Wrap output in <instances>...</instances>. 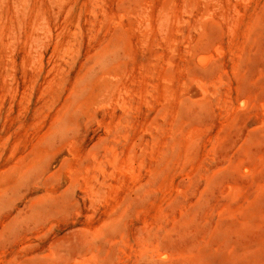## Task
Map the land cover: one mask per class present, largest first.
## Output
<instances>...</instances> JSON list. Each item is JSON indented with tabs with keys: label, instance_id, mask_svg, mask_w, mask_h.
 Returning <instances> with one entry per match:
<instances>
[{
	"label": "bare ground",
	"instance_id": "obj_1",
	"mask_svg": "<svg viewBox=\"0 0 264 264\" xmlns=\"http://www.w3.org/2000/svg\"><path fill=\"white\" fill-rule=\"evenodd\" d=\"M0 1L2 2L0 4V115L6 104L9 105L10 110L18 107L19 114L29 111L28 104H21L19 101L20 95L24 93V84L28 77L25 56H39L36 66L38 73L35 78H32L30 94L33 96L39 92L43 100L42 107L43 109L47 108L48 111L43 114L44 116L42 115L41 120L30 123L31 133L29 132L30 138H28L24 149L25 155L18 159V162L21 160L24 164L18 172L19 182L21 183L22 179L30 180L32 178L36 189L42 188L47 191L44 195L36 198L34 210L46 200L53 199L57 203L60 201L59 196L57 197L53 192L56 171L48 173L45 165L57 155L59 142L68 141L71 138L69 132L73 128V123L78 122L82 115L91 112L88 100L95 94L101 96L102 99H111L116 102L121 113L114 117L112 122V140L105 143L100 150L93 148L87 154L86 152L83 154L74 146L75 144L73 145L74 141H70L68 145L72 146L69 150L72 157L78 158L79 163L84 160L93 162V166L68 171L72 177L81 178L85 190L93 197L118 188L117 183L123 170L132 173L131 177H134L133 173L139 166L144 165L143 158L137 153V147L140 144L136 141L137 139H130V128L133 127L136 117L133 119V116L128 115V110L136 106L135 103L139 99L148 106L149 113L154 111V116L151 118L150 114V118L145 123V130L149 135L150 151L155 152L157 163L165 161L170 165L178 166L182 171L186 165L195 162L199 156L198 148L202 129H204L201 123H198L201 113H197L195 106L205 109L209 103L220 101L227 112L233 111L234 113L238 109L234 105V100L230 98L226 100L223 97L225 94L222 95L223 88L231 87L228 83L229 76L226 77L224 73L226 69L221 70L222 58L229 68L228 72L235 79L236 86L234 88L236 87L237 95H235L241 106L239 107L256 108V112L259 108L262 114L261 125L264 124V0H96L95 6H98L99 10L97 8L92 10L93 16L90 24H95L93 17L102 15V18L99 20V30L97 28V31L89 36V39L94 40L97 32H100L102 39L96 47L91 61L89 62L90 59H88L79 66V72L72 81L68 70L64 69L58 75L56 66L69 63V59L73 61L74 57H70V55L79 50L75 44L83 45L85 35L82 24L89 25L88 19L84 22L79 19L76 27L74 26L77 30L71 32L73 29H71L70 21L59 20L58 17L50 20L45 15H42V19L39 20V12H33V7H36V4L32 6V2L37 0H13V6L7 0ZM16 2H19L21 6L23 3V8L20 10L15 8L12 11V8L17 6ZM89 30L90 28H87V31ZM222 33H224L227 42L225 47L222 45L224 43H221ZM133 38L138 39L137 42L142 41L143 53L151 51L153 56H168L166 63L171 68H164L163 81L165 83L163 86L157 85L156 72L150 66L152 63H143L137 59V56H134ZM50 43L54 44L52 49L57 51L58 56L48 59L47 64L53 65L49 66L45 74L42 75L45 64L42 61L44 51L41 50V47L43 48V45L46 44L45 49H47ZM214 51L221 54V60L214 58ZM111 54L114 56H110ZM176 55H178V63L175 61ZM252 60L260 63L253 76L248 70ZM174 64L176 66L174 69L177 71L175 76H178L177 83L172 76ZM69 66H71V62ZM48 75L51 79L46 81ZM250 80L255 82L263 92L259 99L248 93L250 88L246 84ZM174 84L178 87L177 91H175ZM191 90H196V98L190 97ZM234 91L232 90V92ZM174 92H177V97ZM45 96L47 98L43 99ZM174 98L177 107L171 111L170 104ZM101 105H103L102 107L109 106L110 103ZM137 108L138 106L136 110ZM145 112L147 113V111ZM39 115L40 113L33 114V119ZM238 115L236 114V117ZM134 137L136 136L134 135ZM222 139V137L208 139L210 145L207 148L206 156L211 157L210 155H214L218 151ZM204 145L207 146V144ZM242 153L246 157L248 156V151L244 150ZM244 161H240L241 166ZM238 162L234 163L230 160V166L233 168ZM261 162L264 167V157H261ZM64 163V166L68 167L72 163V159ZM244 169L248 170L246 167ZM253 169L252 173H254ZM247 170L244 171L249 172ZM169 174L167 173L168 178ZM168 178L167 182L170 181ZM6 180V176L1 180L0 193L5 190V183L8 184ZM151 182L150 184H152ZM232 185L230 186L232 194L238 196L243 193L238 190L236 185ZM176 189L178 191V188ZM261 189L264 192V182L261 184ZM227 207L228 205L226 209ZM238 209L237 213H239ZM121 211L111 205L102 222L93 225L88 233L84 234L86 245L80 254V259L78 260L77 257V260L74 259L73 250L67 247L63 250L65 251L62 259L63 264L92 262L106 264L108 261L106 254L109 249L107 248V252H104V246L110 242L112 245L122 248L121 243L124 241L123 231L116 230V223L124 214V209ZM52 214L39 215V217H49ZM230 214L233 215V213ZM225 215L227 214L225 213ZM234 215L236 216V214ZM147 224L148 222L144 223L145 226ZM119 232H121L120 239L115 236ZM60 247L62 248V244L55 245L50 257H54ZM135 247L138 248L136 251L138 256L155 253L157 258L170 257L168 253L162 252V249L156 250L153 244L147 243L143 238L137 240Z\"/></svg>",
	"mask_w": 264,
	"mask_h": 264
},
{
	"label": "rangeland",
	"instance_id": "obj_2",
	"mask_svg": "<svg viewBox=\"0 0 264 264\" xmlns=\"http://www.w3.org/2000/svg\"><path fill=\"white\" fill-rule=\"evenodd\" d=\"M8 1L13 6V0ZM16 3L17 6L13 7L12 11L15 8L19 10L23 8V3L22 6L19 2ZM35 4L33 12H39V20L45 15L50 20L58 17L59 20L70 21L71 29H73L71 32L77 30L74 26L79 19L83 22L86 19L89 21V25L82 24L85 35L84 42L83 45L75 44L79 50L70 55V57H74L73 61L69 59V63L56 66L58 75L62 70H68L72 81L79 72V66L88 59H90L89 62L91 61L94 51L102 39L100 32H97L94 40L89 39V36L97 31V28L99 30V20L102 18V15L93 17L95 24H90L93 16L92 10L96 8L99 10V7L95 6L96 0H37L32 2V6ZM87 28L90 30L87 31ZM221 37V43H224L222 45L225 47L227 42L224 33L221 34ZM137 41L138 39L133 38L134 56H137V59L143 63H152L150 66L156 72L157 85L163 86L165 83L163 81L164 68H171L166 63L168 56H153L151 51L143 53L144 45L142 41ZM45 45L43 48L41 47V50L44 51L42 61L45 64L42 75L45 74L49 66L53 65L47 64L48 59L58 56L57 51L52 49L53 43H50L47 49H45ZM220 55L214 51L215 59L221 60ZM110 56H114V54ZM25 57L28 77L24 84V93L20 95L19 101L21 104L27 103L29 111L19 114L18 107L10 110L9 105L6 104L0 115V190L2 178L6 176L8 182V184L5 183V190L0 193L2 198L0 203V264H63L62 259L65 253L63 250L67 247L73 250L74 259L77 257L79 260L86 245L84 234H87L93 225L102 222L111 205L119 208L120 212L124 209L123 216L116 223V230L123 231L125 242L122 241V248L112 245L110 242L104 246V252H107V248L109 249L106 254L108 260L106 264H264V192L261 189V184L264 182V167L261 162V157H264V124L261 125L262 114L259 108H257V112L256 108H240L236 99V87L234 88L236 82L228 72L229 68L223 61L224 58H222L221 70L226 69L224 73L226 77L229 76L228 83L231 87L223 88L222 95L225 94L223 97L226 100L227 98L234 100V105L238 109L235 110L237 108L235 106L234 113L230 111L232 112L230 114L222 107L220 101L209 103L205 109L195 106L197 113H201L198 123L204 127L197 161L186 165L182 171L178 166L170 165L165 161L157 163L155 152L150 151L149 135L145 130V123L150 116L151 118L154 116V111L149 113L148 106L139 99L135 103L136 106L128 110V115L133 116V119L136 117L133 127L130 128L131 134H133H130V139L135 138L140 144L137 147V153L143 158L144 165L138 167L137 171L133 173L134 177H131L132 173L123 170L117 183L118 188L115 190L104 192L101 195L97 194L95 197L91 196L85 190L81 178L72 177L68 171L93 166V162L84 160L83 163L81 161L79 163L78 158L72 157L69 150L72 146L68 145L70 141H74L73 145L75 144L74 146L83 154L85 152L87 154L93 148L100 150L105 143L112 140V122L114 117L121 113L116 102L111 99H102L101 96L95 94L88 100L91 112L82 115L78 122L73 123V128L69 132L71 138L68 141L59 142L57 155L46 163L47 166L45 165L48 173L56 171L53 192L57 197L59 196L60 201L57 203L53 199L46 200L34 210L36 198L44 195L47 191L42 188L36 189L32 178L30 180L22 179L23 181L19 182L18 172L24 164L21 160L18 162V159L25 155L24 149L28 138H30V123L41 120L43 114L48 111L47 108L43 109L42 107L43 100L39 92L33 96L30 94L32 78H35L38 73L36 66L39 56ZM175 61H179L178 55L175 56ZM70 62L71 66H69ZM259 66L260 63L256 60L250 61L248 70L252 76L256 74ZM174 67H176L175 64L172 70ZM172 73L177 83L176 69ZM50 79L51 77L48 75L46 81ZM246 85H249L250 88L249 95L252 94L257 99L263 95L255 82L250 80ZM176 87L177 85L174 84L175 91L178 90ZM176 94L177 92H174L177 97ZM190 94L191 98L197 97L196 90H191ZM46 98V96L43 97V99ZM175 98L170 104L171 111L177 107ZM102 103L104 105L110 103V105L102 107ZM239 110L240 112H238ZM35 113H40V115L33 119L32 115ZM236 114L239 115L236 117ZM137 121L138 123H136ZM208 137L210 139L223 138L218 151L214 155H210L211 157L206 156L207 148L210 145ZM17 143L18 145H16ZM122 147L124 149L125 145ZM244 150L248 151L247 157L242 153ZM243 156L245 157L243 158ZM70 159H72V163L68 167L64 166V162ZM230 160L234 163L239 161V164L237 163L232 168ZM241 160H245L242 162V166ZM160 164L161 166H159ZM251 166L252 169L254 168V173H252ZM239 167L240 169H238ZM245 167L249 172L244 171L247 170L244 169ZM167 173H170L169 178ZM165 174L170 181H166ZM161 182L162 184H160ZM165 184H168L167 187ZM232 184L236 185L240 192H243L238 195L239 197L232 194L230 190ZM159 186L160 188H158ZM162 189H165L164 192ZM233 198L235 200L231 201ZM239 207L244 211L238 209ZM237 209L239 213H237ZM48 213L53 214L49 217H39V215ZM225 213L227 215L224 216ZM146 220H148L147 225L149 226L144 225L147 223ZM149 221L151 222L149 223ZM115 236L120 239L121 232ZM140 238L153 244L156 250L162 249L161 251L168 253L170 257L157 258L155 253L138 256L136 254L138 248L135 246ZM59 244H62L63 249L60 247L58 253L54 257H50L54 246Z\"/></svg>",
	"mask_w": 264,
	"mask_h": 264
}]
</instances>
